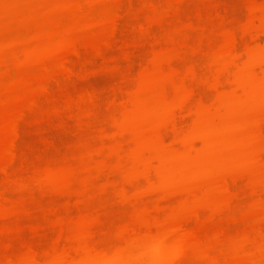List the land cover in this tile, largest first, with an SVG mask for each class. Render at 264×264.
<instances>
[{"label": "rangeland", "instance_id": "rangeland-1", "mask_svg": "<svg viewBox=\"0 0 264 264\" xmlns=\"http://www.w3.org/2000/svg\"><path fill=\"white\" fill-rule=\"evenodd\" d=\"M135 1L130 10L123 9L120 0H0L1 159L9 151L12 124L25 112L19 124L18 158L10 178L0 177L1 263L28 261L33 253L46 259L53 250L65 248L68 239L72 246L81 241L117 246L132 231L151 229L157 216L162 224L171 225L194 210L200 220L185 227L196 249L184 264H264V127H259L264 112L247 103L240 104L234 115L226 114L225 106L216 109L218 102L246 100L235 78L241 73L248 76L247 58L240 43L232 51L230 34L239 40L248 17L256 16L260 6L255 0ZM119 6L124 11L119 15L121 40L104 55L95 54L90 43L95 47L114 41L110 21ZM168 10L175 14L170 11L167 18ZM153 17L162 23H150ZM74 45L84 56L73 61L75 74L69 78L62 73L63 58ZM128 53L136 56L135 61L126 60ZM68 62L72 66V58ZM144 66L149 72L142 77ZM192 68L196 76L191 75ZM88 88L103 101L94 99L99 102L94 104L87 95L88 100ZM191 88L201 96L203 107L200 117L182 119L181 128L186 133L195 125L202 131L227 129L219 149L223 157L218 158L234 166L244 164L248 174L244 177L243 172L244 178H234L235 182L226 179L229 175L206 176L183 184L170 198L161 193L165 200L160 193L157 198L144 197L140 194L147 182L142 172H152L155 155L178 156L182 160L176 165H188L189 145L176 142L160 116ZM112 94L117 97L112 99ZM33 100L37 106L30 108ZM193 103L190 109L196 106ZM90 109L86 116H94L86 127L82 119ZM237 125L240 128L233 133ZM236 139L241 145H233ZM194 145L202 149L201 142ZM52 172L71 174L73 180L48 184ZM228 189L234 196L232 209L212 217V208L228 200H224ZM137 193L143 200L129 197ZM158 198L165 207L161 212L156 209L161 215L154 210ZM173 214L176 219L169 218ZM61 235L69 237L67 242ZM216 245L224 252L222 247L221 252L219 247L215 250ZM216 256L218 263L213 261Z\"/></svg>", "mask_w": 264, "mask_h": 264}, {"label": "bare ground", "instance_id": "bare-ground-1", "mask_svg": "<svg viewBox=\"0 0 264 264\" xmlns=\"http://www.w3.org/2000/svg\"><path fill=\"white\" fill-rule=\"evenodd\" d=\"M121 1H123L120 4V5H123V7L121 6L123 9H126L127 7L130 9L134 4L133 3L134 0H128V1L125 0V1H127L126 3L129 6L126 4V7H124L125 1L120 0V2ZM185 1L186 0H179V3H184ZM135 2L138 3V0ZM253 3H255L254 5H256V6H260L258 8V9H260V11H258L260 16H258V12L256 13L257 15L255 14L256 16H253L254 13H253V15L250 13L251 15H250V17H248L247 22H246L247 28L243 29L242 32L243 31L244 32L241 33L242 39L240 38L239 40H237L236 36L232 35L233 32L230 34V44H231L232 51L234 52V50L237 48V46H239L241 44V46H242L241 48L244 49V53L242 54V56H244V54H245L244 58L245 57L247 58L245 68L248 70V76L247 77L243 73H241L240 75H238L235 78L236 85L246 92V100L243 101V100L236 99L232 102H229V104H226V105H224L222 102H218V104L216 105L217 111L221 110L222 107L225 106L227 108L226 114H230V115L231 114L234 115V112L238 109L240 104H244V103H247L251 106H259L260 108H262V110L264 112V0H257V1L255 0V2H253ZM121 7L120 6L118 7V10L116 13L117 15L114 16L113 22H112V20L110 21L111 22L110 23V28H111V30H110L111 36L110 37H112L115 42L107 40L108 42H105V43H101V42H99L97 44L95 43L96 48L94 47V43L92 42V43H90V45L92 44L91 46H93V47L91 48V46H90L88 50H90V48L91 49L94 48L95 51H92V52H95V54L98 53L99 55H104V52L106 50L112 49L117 43H119V41L121 39L118 38L119 39V41H118L117 36H118V33H121L120 24L122 22L119 19L122 20V18H120V17L123 16L122 13L124 12ZM131 9H133V8H131ZM121 11H123V12H121ZM168 11L165 13V15L167 13L169 14L171 10L169 12ZM222 11H225V10H222ZM120 12H121V14H120ZM173 12L174 11H171L170 15L171 14L174 15L175 12H174V14H173ZM119 15H121V16L119 17ZM170 15H166V17L168 18V16H170ZM223 17L226 18L227 16L226 17L222 16V18ZM228 17H229V15H228ZM154 19H155L154 17L151 19L152 22H151V20H149L150 23H153L154 25L156 23H160V24L162 23L160 21V20H162L161 18H158L157 21H155ZM158 21H160V22H158ZM255 21L256 22L259 21L258 22L259 24L257 23V25H259V26L255 25ZM148 24H149V22H148ZM156 26H157V24H156ZM158 27H160V26H158ZM145 33L148 37H150L151 36L150 34H152L150 31L149 32L147 31ZM147 33H149V34H147ZM154 37L155 36H153V38ZM156 39H158V38L157 37L154 38V40L158 43L159 41H157ZM85 41H87V40H85ZM102 42H104V41H102ZM99 45H101V46L99 47ZM158 45H160V44H158ZM135 46L137 47V44H134V47ZM138 46H139V44H138ZM83 47H84V45H83ZM97 47H99V48H97ZM87 48H88V45H87ZM85 49H86V47H85ZM133 49H135V48H133ZM131 54L135 55V52L134 53L131 52ZM131 54H129V53H128V55L125 54L127 56V57L125 56V58H127L126 60L132 61L134 59V61H135L136 56H134L135 57L134 58ZM83 56L84 55L80 51L79 46L74 45L72 48H70L67 52V55H65V57L63 58L62 73L64 75H66L67 77L72 78V76L75 74L73 61L74 60L79 61L83 58ZM70 58H72V66L67 65L69 63L68 60ZM232 63L234 65V58L232 60ZM219 69H221V72L223 70L225 71V69H227V72H228V68L224 69V67L223 68L220 67ZM242 69H244V68H242ZM195 70L196 69H194V71ZM256 70H260L259 71L260 74H258ZM192 71H193V68H192ZM224 71H223V73H224ZM148 72H149V67L146 66L142 70V73H141L142 77H145L148 74ZM223 73H221V74H223ZM194 74L196 76L195 72L191 75H194ZM219 76H221V75H219ZM218 78L216 79L217 81L215 80L216 82H214V84L217 86L219 85V83L221 84V81H220V79L218 80ZM232 78L234 79V75ZM233 79H232V81L230 80L231 83H234ZM87 87H90V85H87L86 88ZM88 89H90V92L92 94H90V92L86 89L87 90V91H85V92H87L86 97H87V95L92 97L93 101H91L89 99V97H87V99L90 100L91 102H94V99H95V101H97V100H100L102 98L101 95L99 98V95H96L95 93H93V91H94L93 89H91V88H88ZM194 90H195L194 88L189 89L181 99L174 101V102H171L165 108V111L162 112V114L160 116V118L169 125L170 130L174 134V138H176L175 139L176 142L189 145V153L190 154L186 158L188 161V165L186 168H184L180 165H176V163L178 161L182 160V158L178 157V156L162 157L159 154L155 155L152 159V162L154 163V166H153V164L151 165L152 172L150 171L151 169H148L147 171L142 172L143 177L145 179V182H147L146 183L147 186H145L146 189L142 190V192L141 191H139V192H141L140 195H144V197H146L145 195H148V196L149 195L150 196L156 195L157 196L160 193V195L158 197L159 198L162 197L165 200V198H164L165 196L163 197L161 195V193H163V195H166L165 193H168V197H169V194L171 195L170 197H172L175 195V194L173 195V193H176V189L180 188L183 184L188 183V182L197 183L198 180H200L201 178H204L206 176H215V177H220L222 179H225V176L229 175V176H227L226 179H229L228 177H232L231 179L234 180V178H235L237 180V178H244L246 176L245 174H248V172L247 173L245 172L246 169L241 167V166H244V164H239L237 166H234V163H226V162H224L223 159L218 158V157H223L220 154L219 149H220V146H222L223 142L226 141V134L229 132L227 129L220 127L218 129L219 132H217V131H202V129H200V130L197 129V127L195 125L191 130H189L188 133H186V131H184L181 128V125H183L185 123V121H187L186 117H188V119H189L190 118L189 116L192 117L193 114H194V116L200 117V111L203 107V104H202L203 102H201V100H200L201 96L198 97L199 94H196L197 91L195 92ZM48 92H49V88H45V93H48ZM114 95L113 94L111 95L112 99H114ZM111 96H110V99H111ZM196 96H197V99H196ZM104 97H107V96L104 95ZM110 99H109V101L107 100L108 104H112V102L110 103V101L112 99L111 100ZM198 99L200 102L196 101ZM117 100H114V101L116 102ZM104 101H106V99ZM114 101H113V103H114ZM193 101H195L196 106H198L197 103L199 104L198 108L196 106H194V107L192 106L193 108H195V110H193V108L190 109L191 105L194 104ZM95 103L96 102H94V104ZM97 103H99V102H97ZM35 106H37V100L32 101L30 108H34ZM88 108H90V107H88ZM91 109H90L89 113L88 112L85 113V117H84L85 119H82V121L85 120V121H83L84 123L88 122V124L89 123L91 124V120L89 118L93 117L94 114H93V116H90V117L86 116L89 114L91 115V113H96L94 108L92 109V112H91ZM24 118H25V112L23 111L20 114V116H18V118L14 121V123L12 124V126L10 128L11 132H10L9 151L5 155H2L3 159L0 158V160H1V162H0V177L5 176L7 178H10V176H11L10 175L11 166L14 164V162L18 158L17 143L21 137V131H20L19 124L21 121L24 120ZM184 118H185V121L184 122L181 121L182 119L184 120ZM86 123L84 124V126L87 127L88 124L86 125ZM263 125H264V119L259 122V127L262 126L261 129H263V127H264ZM88 127H89V125H88ZM239 128H240V126H238V125L233 126L232 132L234 133V130H237ZM189 133H191V134H189ZM191 140H193V141L190 143ZM194 141L201 142V144H202L201 150L196 148V146L194 145ZM234 143L241 145V142H239V140H237V139H236V141L233 142V145H234ZM198 155H202V156L199 159H197ZM0 157H1V155H0ZM234 167H238V169L234 168ZM230 173L233 175L231 176ZM234 173H235V176H234ZM236 173H238L239 175L237 176ZM242 173H243L244 177L241 176ZM70 175L71 174H68V175L64 174V175H60L61 176L60 177L56 173L52 172L51 174H49V177H48L49 183L48 184L52 185V184H55L57 182H58L57 184H59L60 181L63 184L68 182V181L72 182L73 179L70 180V177L72 178L73 176H70ZM222 176H224V177H222ZM6 180L8 181V179H6ZM238 180H241V179H238ZM233 182H235V180ZM68 184H70V183L68 182ZM229 191H230L229 189L226 190V192L228 193L227 195H229V196L225 195L227 197L226 198L224 197L225 198L224 200H226V199H228V200L223 201L222 203L217 204L215 207L212 208V212H211L212 217H214L217 214L229 212V210L232 209L231 208L232 204L230 203V201L234 200V196H233V194H231L232 191L231 192H229ZM123 192L127 195L126 191H123ZM138 194L139 193H137L136 195H130L129 197L130 198L132 197L134 199L135 198L139 199V197H136ZM126 195H124V196H126ZM141 197H140V199L143 200L144 197H142V198ZM168 197H166V198H168ZM231 197L233 198L232 200H231ZM235 197H237V195ZM126 198L124 197V199H126ZM159 198L157 199V201L160 200ZM157 201H156L157 204L155 203L156 205H154V207H156V208H154V207L153 208H154V210L157 209L158 211L161 212V211H163L162 209H164L165 207L163 208V206H162V202H161L162 200L158 201L159 203L161 202V204H158ZM159 206H162V208ZM157 210L155 211V213H159L161 215V213L158 212ZM165 210L167 211V209H165ZM155 213H154V215H155ZM197 213L193 210V211H191V213L189 212L186 216H184V219H182L183 220L182 222H178L176 224H171V225H164L165 223L162 224L159 216H157V218H155L153 224L151 223L152 224L151 229L149 226L148 227L149 230L147 229L144 232H142V230H144L142 228H141L142 230L132 231L131 233L127 234V236L126 235L123 236L124 237V238H122L123 241L121 240L122 244H119V245L117 244V246L112 245L113 247H109V246L105 247L106 245L104 247L103 246L98 247V246L93 245L87 241H85V242L81 241V243L78 242L79 244L76 243L77 245L74 244L75 246H72V242H71V244H69V242H70V240L68 239L69 237L61 235V238L64 240L67 237L69 242H67V239L65 241L69 245L67 246V243H66V244H64V246L66 245L65 248L62 247L63 249L53 250L52 252H50L46 256V259H41V257L39 255L33 253L30 260H28V261H25V260L13 261V260L9 259L8 262L7 261H5L6 263L0 262V264H184V261L187 258L191 257L195 253V249H196L194 247V243H193V235H192L191 231H188L186 229L185 225L187 223L192 222V221H199L200 218L198 216L199 214H197ZM175 216H177V215H174L173 217L169 216V218L172 219ZM158 218H159V220H158ZM176 218L177 217H175V219ZM171 219L169 220L167 218V220H169V222L171 221ZM148 225H149V223H148ZM153 225H155L153 228L156 227L155 228L156 230L154 229L155 231H151V230H153L152 229ZM61 238H60V240H62ZM62 243H64V241ZM219 245L218 246L216 245L214 247L215 250L219 247ZM221 247L222 246H220L218 248V250ZM221 249H222L221 251L224 252V250H223L224 248L222 247ZM221 251L219 250V252H221ZM217 254H218V252H217ZM223 254H220V255H223ZM218 259H219V257L216 256V258H213V261L215 263H218L219 262Z\"/></svg>", "mask_w": 264, "mask_h": 264}]
</instances>
